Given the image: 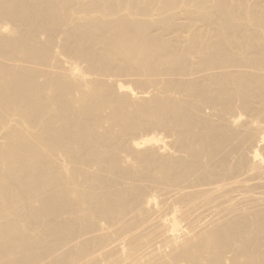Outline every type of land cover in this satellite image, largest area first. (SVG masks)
<instances>
[{
  "label": "bare ground",
  "instance_id": "bare-ground-1",
  "mask_svg": "<svg viewBox=\"0 0 264 264\" xmlns=\"http://www.w3.org/2000/svg\"><path fill=\"white\" fill-rule=\"evenodd\" d=\"M0 264H264V0H0Z\"/></svg>",
  "mask_w": 264,
  "mask_h": 264
}]
</instances>
